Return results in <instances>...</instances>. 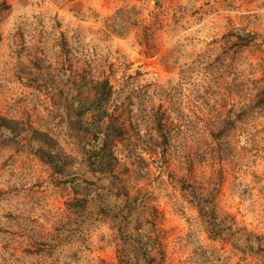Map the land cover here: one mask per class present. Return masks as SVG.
Instances as JSON below:
<instances>
[{
  "label": "rangeland",
  "instance_id": "374dc122",
  "mask_svg": "<svg viewBox=\"0 0 264 264\" xmlns=\"http://www.w3.org/2000/svg\"><path fill=\"white\" fill-rule=\"evenodd\" d=\"M263 36L264 0H0V264H264V109L236 121ZM103 78L99 173L78 112Z\"/></svg>",
  "mask_w": 264,
  "mask_h": 264
},
{
  "label": "trees",
  "instance_id": "16d2710c",
  "mask_svg": "<svg viewBox=\"0 0 264 264\" xmlns=\"http://www.w3.org/2000/svg\"><path fill=\"white\" fill-rule=\"evenodd\" d=\"M257 34H252L251 32H247L245 35L239 36L240 41L237 42L238 45H244L247 44L254 39H256ZM264 38V36H263ZM264 45V40L261 42ZM261 66H262V72L264 75V50L263 54L260 58ZM95 94L94 97L88 101L86 105L83 106V108L78 112V115L81 117L82 125L81 128H85L86 134L88 137L95 143L90 144L87 150L84 152L85 162L86 165L91 169V171H98L99 173H106L108 168H105L104 165L116 160V156L113 152V145L115 140V135H117L118 129L122 127L121 123H115L113 124L109 120L108 112V102L113 94V85L110 83V81L107 78H103L96 82L95 84ZM256 97L252 98L251 101L253 103H248L246 106H241L240 111L238 112L236 121H243L244 117H247L246 112H249L250 114H255L256 112H260L264 109V87L259 90L257 93H255ZM90 112L91 115H88V119L85 117L87 115L86 113ZM105 115L108 117V121L106 122L104 119ZM158 121L159 125V133L163 136L164 140L166 142H169V137H167L166 133L164 132V125L165 120L164 118H161L158 120L157 117H155ZM224 138H226L227 133L223 134ZM85 139H87L86 136H84ZM226 143V142H225ZM46 152V151H45ZM40 153V151H39ZM48 153L46 155V161L50 162L51 157L53 156L52 152H46ZM42 155V153H40ZM87 183H91V181L83 180ZM182 185H186V187L192 188V184L188 182L186 184L184 180L181 181ZM118 193V192H117ZM115 194V192H114ZM200 195L204 194H197L195 196V202L197 205H199V211H206L212 206H214L213 202H208L201 198ZM209 204L211 206L209 207ZM254 239L257 242V249L259 250L262 257H264V234H254ZM141 254L143 253L146 257L149 253V249H147L146 244L141 243ZM127 262L129 264L138 263L137 261L132 262L131 258H129ZM148 259V260H147ZM147 264H156V262L152 261L153 257L150 259L145 258Z\"/></svg>",
  "mask_w": 264,
  "mask_h": 264
}]
</instances>
